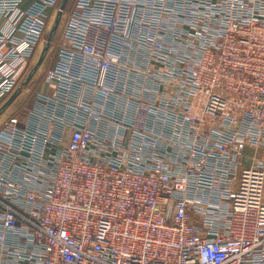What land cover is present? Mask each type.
<instances>
[{"label": "built area", "instance_id": "built-area-1", "mask_svg": "<svg viewBox=\"0 0 264 264\" xmlns=\"http://www.w3.org/2000/svg\"><path fill=\"white\" fill-rule=\"evenodd\" d=\"M61 1L0 0V264H264V0H75L11 110Z\"/></svg>", "mask_w": 264, "mask_h": 264}, {"label": "rangeland", "instance_id": "rangeland-1", "mask_svg": "<svg viewBox=\"0 0 264 264\" xmlns=\"http://www.w3.org/2000/svg\"><path fill=\"white\" fill-rule=\"evenodd\" d=\"M62 3H63V0L61 1V5H62ZM61 5H60V7H61ZM74 6H75V0H67V4H66V8H65V11H64V13H63V16H62V19H61V21H60V23H59V26H58V28H57V30H56V32H55V34L58 32V31H60L61 33L64 31V26H65V19H66V17L69 15V13L72 11V9L74 8ZM60 7L59 8H57V9H55V11L53 12V14H52V17H51V20H50V22H49V28H47V34H48V31L49 32H51V30H52V28L54 27V25H55V23H56V18H57V16H58V12H59V9H60ZM44 46V40H43V42L39 45V48L38 49H36V51H35V55H38V54H40L41 52H42V50H41V48ZM31 62H38L37 60H34V61H31ZM30 62V64H29V68L28 69H30L31 67H32V63ZM38 75H41L40 73H38ZM38 75L36 76V78H35V76H33V78L32 79H34L35 78V81H30L27 85H26V87H24V88H22V87H20V94H19V96H18V98L16 99V100H18V103H16L15 104V106H13L12 108H11V110L12 109H16L17 107H19V106H24V105H26V103H27V100H28V98L30 97V95L32 94V91H33V89L37 86V84H38V81H39V78H38ZM38 78V79H37ZM18 92V91H17ZM15 107V108H14ZM24 108H26V109H24V111L21 113V115L18 117V120H19V122L20 123H25V121H26V119H27V116H28V112H29V109L27 108V107H24Z\"/></svg>", "mask_w": 264, "mask_h": 264}, {"label": "water", "instance_id": "water-1", "mask_svg": "<svg viewBox=\"0 0 264 264\" xmlns=\"http://www.w3.org/2000/svg\"><path fill=\"white\" fill-rule=\"evenodd\" d=\"M66 4H67V0H63V3H62V5H61V7H60V9H59V12H58V16H57V18H56V23H55L54 27L52 28V30H51V32H50V34H49V38H48V40H47V42H46V44H45V46H44V48H43V50H42V52H41V55H40V57H39V59H38V62H37V64H36V66L34 67L33 71L30 73L28 79L25 81V83H24V85H23L22 88L26 87V85L32 80L33 76L35 75V72H36V71L39 69V67L42 65V63H43V61H44V59H45V55H46V53H47V51H48V49H49V46H50V44H51L52 38H53V36L55 35V32H56V30H57V28H58V26H59V23H60V21H61V19H62L63 13H64L65 8H66ZM19 94H20V91L18 90V92H16V93L11 97V99L8 101L7 106H8V105H11L12 103H14L15 100L18 98ZM0 115H1V112H0Z\"/></svg>", "mask_w": 264, "mask_h": 264}, {"label": "crops", "instance_id": "crops-1", "mask_svg": "<svg viewBox=\"0 0 264 264\" xmlns=\"http://www.w3.org/2000/svg\"><path fill=\"white\" fill-rule=\"evenodd\" d=\"M17 102H18V100H17ZM17 102H16V103H17Z\"/></svg>", "mask_w": 264, "mask_h": 264}]
</instances>
